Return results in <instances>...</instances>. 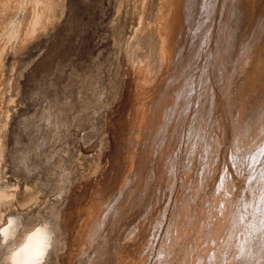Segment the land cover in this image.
Returning <instances> with one entry per match:
<instances>
[{
	"label": "rangeland",
	"instance_id": "1",
	"mask_svg": "<svg viewBox=\"0 0 264 264\" xmlns=\"http://www.w3.org/2000/svg\"><path fill=\"white\" fill-rule=\"evenodd\" d=\"M212 2L205 29L186 54L204 82L192 92L186 82L165 141L150 150L155 160L142 158L146 167L132 184L124 177L131 171L127 141L141 76L127 48L142 0H63L56 24L25 43L9 38L0 3V191L35 197L27 207L0 212V264H264V218L259 221L255 202L264 181L247 190L263 119L244 116L264 103V79L263 89L243 88L253 92L249 102L256 96V106L251 99L237 108L234 99L245 60L264 50V0ZM256 71L253 82L261 76ZM151 82L143 84L147 99ZM245 119L256 123L253 141Z\"/></svg>",
	"mask_w": 264,
	"mask_h": 264
},
{
	"label": "bare ground",
	"instance_id": "2",
	"mask_svg": "<svg viewBox=\"0 0 264 264\" xmlns=\"http://www.w3.org/2000/svg\"><path fill=\"white\" fill-rule=\"evenodd\" d=\"M245 1L246 0H244V2ZM0 3L2 4V7H3V12H4L3 18L5 16L6 17L5 20H7V24H6V22H5V24L7 26V30H9V32H7L10 35L9 38L15 37V39L16 38L18 39L19 37L20 38L22 37L23 39L21 41L23 43L31 40L32 38H34L35 36H37L39 33L44 32V31H47L51 25H54L52 23L55 22V20L59 17V14L61 12L62 5H64L63 0H2V2L0 1ZM212 3H213L212 0H142L141 12H140L141 15H140L139 21H138L139 23H138V25H136L137 27H135L133 34L130 35V39L128 41V48H127V51L129 53H131V54H129V53L128 54L131 57L130 60H132L131 62L133 64V66H136V69H138L139 75L137 73V76H141V77L140 78L138 77L139 78V81L136 82V85L137 86H136V92H135L136 95H135V98L138 100L137 101L138 102V105L136 107L137 109H136V113L134 114V118H132V120H133L132 121V124L130 123V125H132V130H131L130 135L132 133L133 134H132L131 140H128L127 141L128 142L127 146H129V153H130L129 154V157H128V160H129L128 161V164L130 165L129 167H131V171H130L129 174H127L124 177L125 178L124 179L125 182H128V180H131L130 178H132L133 176H137V175L140 176L141 168L143 166L146 167V164L144 163V161H142V158L143 157L146 158L147 160H149V158H150L152 162L155 160L154 158H151L153 154H152V152L150 150L152 148H155V146L157 147L158 143H160V142L163 143L165 141V139H163L162 137L164 136V134H165V132L167 130L165 127H167L168 124H169V122H170L169 119L171 117V112H172V110L175 107V101H176V99H178L179 97H181V93L187 88L188 85H189V89L191 87V92H192V91H194V90H192V88L193 89L195 88L196 83L199 82V80L200 81L203 80V82H204L203 75L202 76L200 75L201 78H199L198 80H196L197 74L193 71V69H192L193 67L191 68V65H192L191 62H193L192 61L193 60V57H192V54H190L187 57V55L190 53V51H187V50H188L189 44L192 45V47H189V48H193L194 47V43H195V40H196L195 37L197 35L200 36L201 33H203V30L205 29L204 26L206 24V20L208 21V18L210 17L211 12H213L212 11L213 10ZM214 3H216V0H215ZM243 3L241 5H243ZM247 3H248V0H247ZM1 4H0V8H2L1 7ZM134 4H137V3H134ZM244 5H245V3H244ZM59 8H60V10H59ZM63 8H65V7H63ZM133 8H134V5L132 4L129 7V10L128 11L129 12H132V9ZM0 10H2V9H0ZM18 11H22V15H23L22 18L21 17L20 18H17L16 17L17 14L20 13ZM62 11H63L62 12V14H63L64 13V10L62 9ZM206 11L209 13V14L207 13V17H208V15H209V17L208 18H205V20H204L203 16L206 13ZM132 13H134V12H132ZM134 15L135 14H133V16ZM61 16L62 15H60V17ZM2 23H3V21H2ZM55 24H56V22H55ZM132 31H130V32H132ZM7 38H8V36H7ZM5 46H7V45H5ZM262 48H264V47H262ZM201 50H202V48H201ZM260 51L263 52V53H260L262 55H260L253 62L250 61V59H248V60L246 59L245 60V62L247 61L250 64L249 63L247 64V70L245 69L246 66L244 64L245 68L244 67L243 68L245 69L246 72L243 75H241L242 73H240V77H239L240 79L238 78L239 79V84L238 85L237 84L236 85L234 84V86H236L235 90L238 88L237 93L239 92L238 95H234L235 96L234 99L236 101V104H235V102H234V104L235 105L240 104V105L237 106V108H239V106H241L242 108H243V106H245V108L246 107H249L248 106L249 105L248 104V102H249V96L253 92H251V94L248 95L250 92H249V88L247 86L251 87L252 84H255L254 86H256L257 90L259 89L260 86H261L260 89H263L262 86L264 85V83H263V85H260L259 83H261V81L264 79L263 77L261 78V76H264L263 75L264 74V50L263 51L260 50ZM257 55H255V56H257ZM253 56H250V57L255 58V56L254 57ZM188 67H190V69H188ZM205 69H207V68H205ZM244 69L242 71H244ZM256 70L257 71H260L259 73L256 74V76L257 77L260 76V75L261 76H260V78L258 77L259 79L257 78L256 82L255 81L253 82V81H251V79H252L251 76L252 75L254 76L253 73ZM205 72H207V71H205ZM205 72L203 74H205ZM258 74H260V75H258ZM241 76H244V77L242 78ZM253 79L255 80L256 78L253 77ZM136 80H138V79L136 78ZM152 80L153 81L156 80V82L154 83L155 84V88L152 89V92L151 93L149 92L150 93V97L147 99L146 97L148 95H146L147 94L146 91L149 88L147 89L146 88L147 86H143V84H145L146 82L148 83V85H149V82L152 84V82H151ZM184 82H185V84H184ZM186 82H188V85L187 86H186ZM183 84L185 85L184 88H183ZM199 84H200V82H199ZM256 84H259L260 86L257 87ZM152 87H153V85H152ZM245 87L248 88V91H247V92H249L248 94L245 91H243V88L245 90ZM250 90H251V88H250ZM257 90H253V91L256 92ZM242 91L245 92L244 95H243V93H241ZM259 91H261V90H259ZM261 93H262V91H261ZM256 94H257V92H256ZM254 96H255L254 94L251 96V99L254 100L253 101V104L256 101V99H255L256 96L255 97ZM262 98H264V96ZM262 98H261V100H262ZM251 99H250V102H251ZM258 99L260 100V98H258ZM262 101H264V99ZM257 102H258V100H257ZM257 102H255V105L254 106H256V103ZM251 104H252V102H251ZM263 104H264L263 102L260 103L259 105H261L262 107L259 106L256 109V111H255V108L256 107H254L253 110H254L255 113L250 114L249 112H247V113H245L244 116H247V117H249V119L251 118L252 120H253V117L254 118L256 117L258 119L259 118H262L263 119L262 126H263V134H264V106H263ZM209 106L211 107V105H209ZM252 106L250 107L251 110H252ZM257 106H258V104H257ZM250 112H252V111H250ZM234 116H235V113H234ZM256 120H254V121H256ZM245 122H246V119H245ZM246 123H244V124H246ZM247 124H248V127L246 128L245 131H246V136L250 139L251 138V135H252V132L253 133L255 132L254 129H255V124L256 123L255 122H252L251 124H249V123H247ZM2 125H4V124H2ZM257 128H259V127H257ZM239 130H241V129L239 128ZM4 131L5 130L2 129V131L0 133V159H1V148L4 145L3 144V142H4L3 141ZM165 137H166V135H165ZM238 138L240 139V135H238ZM252 138L255 139V137H252ZM252 138H251V140H252ZM244 140H246V139H244ZM241 141H242V139H241ZM241 141H240V143H241ZM246 141H248V140H246ZM250 141H249V143L251 144ZM236 143H238V141ZM258 145L259 146L257 148H255L256 150L254 152H252V154H251L252 158H250V159H252V161L254 162V164H258V165L255 167L256 168L255 172L253 174L251 173L247 177L248 178L247 179V182L249 180V183H248V186L249 187H247V190H248V188L251 189V187H253V183L254 182H257V181H259V182L261 181L262 182V181H264V139L263 138H262L261 143L259 141V144ZM252 148H253V146L251 147V149ZM149 152L151 153V155H149ZM245 155L247 156L248 154L246 153ZM246 156H244V157H246ZM249 157H248V160H249ZM125 160L126 159L124 158V161ZM143 164H145V165H143ZM148 164H149V162L147 161V165ZM150 167H151V169H149L148 167L147 168H148V170H150L152 172L153 164L150 165ZM251 170H252V168H251ZM150 171H149V173H150ZM233 181L234 180H232L231 182H233ZM231 182L229 181V184H231ZM128 183H131L132 184L131 181L128 182ZM128 183H127V185H128ZM234 183H235V181H234ZM14 185H15V183H14ZM258 185H259V183H258ZM234 187L232 186V188H234ZM119 189H121V187ZM131 191H132V189H131ZM119 192L121 193L122 190L121 191L118 190V192L115 193L114 196H116ZM231 192H229V193H231ZM246 192H244V193H246ZM252 194H254L253 193V190H252L251 195ZM18 195H20V194H17L16 188H14L13 190L11 189V190L0 191V212L3 211L4 209H9V208H12V207H19V208L25 207V206L27 207V205L31 201L33 202V200H35L34 199L35 197L33 196V194H28L27 196H24V197L21 196L22 198H19ZM233 195H235V194H233ZM122 196L124 197V195H122ZM246 196L244 194V197L242 198V200L245 199L243 201L244 203H247L248 202L247 201L248 199L245 198ZM120 198H121V195H120V197L118 199H120ZM130 199H131V197H130ZM255 199L256 198H254V201H255ZM232 201L234 202V200L230 199V203H231L230 208L232 207V204H234V203H232ZM255 202H257L256 204H257V208H258V211H259V214H260V220L259 221H261L262 218H264V190H263L261 196ZM255 202H254V206L256 205ZM93 203H95V201L92 202V204ZM92 204H90V205H92ZM97 204H100V203L98 202ZM107 205H108V203H107ZM90 208H91V206H90ZM92 208H95V207H92ZM87 209H89V207ZM103 210H106V209H103ZM110 210H111V208H110ZM88 212H89V210H88ZM90 213H91V211H90ZM90 213H88V214L91 215V216H93V214H90ZM101 213H103V212H101ZM1 215H3V214H1ZM109 215H110V213H109ZM245 215L246 214L244 213L241 218H245ZM85 216H88V215L86 214ZM231 216H232V214H231ZM94 217L96 218V215ZM98 218H99V216H98ZM98 218H96V219H98ZM239 219H240V216H239ZM247 219L246 218L244 220L241 219L242 220V223L245 222L244 224H248V223H246L247 222ZM86 220L89 221L88 218ZM102 222L99 221L100 224H103ZM232 222H233V220H232ZM254 222H256V221H254ZM257 222H256V224H257ZM83 223H85V221ZM87 224H86V226H88ZM244 226H246V225H244ZM83 227H84V224H83L82 228ZM98 227L100 228V226H98ZM99 228L96 227V229H99ZM87 229H88V227H87ZM83 230H81V231H83ZM101 230H103V229L101 228ZM245 230H247V229L245 228ZM252 230H255V229H252ZM248 231H250V230H248ZM250 233H249V235H250ZM83 236H84V234H83ZM83 236H81V237H83ZM91 236L93 237V235H91ZM252 238H254V237H252ZM92 239H91V241H92ZM249 241L250 240L247 241V246L250 243ZM242 242H244V240ZM251 243H253V241ZM241 245H239V246H241ZM253 245H254V243H253ZM83 246H85V245H83ZM250 247H251V245L248 248L250 249ZM241 248H242V246L239 249H241ZM252 248H254V247H252ZM253 250H254L253 253H255L256 250L255 249H253ZM250 253L248 254L249 256L250 255H253L252 253L251 254ZM87 255H88V253H87ZM87 255H85L86 258H88ZM248 255H246V256H248ZM248 258H251V256L248 257ZM88 260H87V262H89ZM247 262H248V260H247ZM249 262H250V260H249Z\"/></svg>",
	"mask_w": 264,
	"mask_h": 264
}]
</instances>
